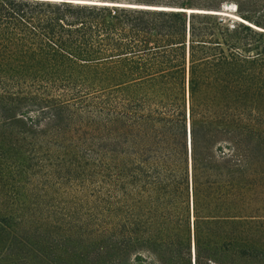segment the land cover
Wrapping results in <instances>:
<instances>
[{
    "label": "trees",
    "instance_id": "16d2710c",
    "mask_svg": "<svg viewBox=\"0 0 264 264\" xmlns=\"http://www.w3.org/2000/svg\"><path fill=\"white\" fill-rule=\"evenodd\" d=\"M235 3L0 0V264H264V23Z\"/></svg>",
    "mask_w": 264,
    "mask_h": 264
},
{
    "label": "rangeland",
    "instance_id": "374dc122",
    "mask_svg": "<svg viewBox=\"0 0 264 264\" xmlns=\"http://www.w3.org/2000/svg\"><path fill=\"white\" fill-rule=\"evenodd\" d=\"M98 1H109L115 3L122 4H134V5H146V6H160V7H173L175 9H195V10H203V11H220L222 10L224 13L236 14L240 16L237 12V7L235 1L239 3V9L250 18L255 20H260L264 23V0H256V2H252L251 0H98ZM57 2H63L57 1ZM51 2V3H57ZM111 6V5H109ZM103 7V6H101ZM131 8H140V7H131ZM227 9V10H225ZM182 11L184 10H176ZM186 16H188L191 12H185ZM210 12L203 14H195V15H205L210 17L211 19L219 20L220 18L224 19V22L229 27L233 26V24H238L239 21L235 20L233 16L230 15H209ZM196 25L201 26V24L196 23ZM264 29V28H262ZM261 34L264 35V31H260ZM264 40V39H263ZM185 87L187 89V79L185 83ZM253 103V112L252 116L259 117L262 121H264V91H260V94L255 95ZM187 100V97H186ZM54 197V196H53ZM55 198V197H54ZM264 217V212L262 213Z\"/></svg>",
    "mask_w": 264,
    "mask_h": 264
},
{
    "label": "bare ground",
    "instance_id": "6f19581e",
    "mask_svg": "<svg viewBox=\"0 0 264 264\" xmlns=\"http://www.w3.org/2000/svg\"><path fill=\"white\" fill-rule=\"evenodd\" d=\"M46 1H61V0H46ZM65 1V0H63ZM69 2H73L75 4H94V5H117V6H125V7H140V8H147V9H162V10H184L185 12H196V13H207L210 12L211 14H222L224 12H214V11H203V10H195V9H175V8H169V7H160V6H146V5H134V4H120V3H112V2H107V1H98V0H66ZM227 10V9H225ZM224 15H230L233 16L236 20H239V17L229 14V13H224Z\"/></svg>",
    "mask_w": 264,
    "mask_h": 264
},
{
    "label": "water",
    "instance_id": "95a60500",
    "mask_svg": "<svg viewBox=\"0 0 264 264\" xmlns=\"http://www.w3.org/2000/svg\"><path fill=\"white\" fill-rule=\"evenodd\" d=\"M186 97H187V115H188V83H187V89H186ZM187 129H188V124H187Z\"/></svg>",
    "mask_w": 264,
    "mask_h": 264
}]
</instances>
